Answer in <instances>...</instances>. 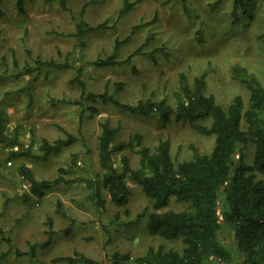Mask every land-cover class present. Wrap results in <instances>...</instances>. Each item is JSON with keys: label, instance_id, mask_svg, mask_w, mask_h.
<instances>
[{"label": "rangeland", "instance_id": "obj_1", "mask_svg": "<svg viewBox=\"0 0 264 264\" xmlns=\"http://www.w3.org/2000/svg\"><path fill=\"white\" fill-rule=\"evenodd\" d=\"M214 1L128 0L134 6L118 17L122 0H68V10L61 9L57 0L48 3L25 0L24 13L17 11L16 0H0V107L7 118V133L17 134L20 142L34 154L39 153L38 146L43 139L52 142L61 136L59 127L78 138L76 143L47 160H10L8 149L0 148V229L2 236L10 240L8 244L0 233V253L10 250L1 264H69L51 260L74 252L93 260L94 264H115L116 258V264H136L132 260H120L119 256L125 253L141 256L150 246L182 249L179 239L150 236L146 215L130 223L143 210L146 214L152 211L150 201L134 180L129 177L125 180L129 191L126 205L117 207L110 203L102 186L103 170L98 165L99 124L107 119L113 128H118L114 144L139 134L140 146L154 151L160 139H168L174 164L192 158L191 146L200 153H209L213 136L198 134L189 122L176 121L174 116L163 125L157 114H132L111 104L79 106L56 101L79 99L80 89L70 80L80 75L91 92L103 91L106 83L111 92L115 82L123 83V88L115 92V98L122 103L134 104L151 98L175 107L181 97L178 74L184 73L192 83L194 77L204 73L205 94L213 95L220 106L226 109L235 96H240L246 105L248 91L234 76L233 69L255 77L264 88V0H252L249 20L241 11L234 20L231 0H222L212 7ZM80 20L92 27L101 23L106 26L78 39L74 33ZM136 25L139 27L131 32ZM129 35V41L117 52V60L144 46L129 63L106 68L91 65L96 58L112 54L116 39L123 40ZM36 58L68 61L71 67L17 76L24 64L32 65ZM89 107H94L96 112ZM200 123L210 124L209 121ZM137 147L115 153L114 166L120 170V157L126 155L136 168ZM242 153L243 161L250 164L254 146L246 145ZM22 163L38 179H53L59 168L70 166L71 172L66 178L94 180V187L105 200V209L96 206L90 198L92 189L83 181L61 184L42 198L23 201L21 195L28 188L18 172ZM253 174L255 179L264 182V174L256 171ZM58 202L65 216L55 212ZM187 209V204L172 198L162 211ZM48 218L54 231L51 244L37 249L32 257H16L15 250L26 252L29 244L46 240ZM218 236L236 262L238 257L230 228L223 226ZM206 264L222 263L211 260Z\"/></svg>", "mask_w": 264, "mask_h": 264}, {"label": "trees", "instance_id": "obj_2", "mask_svg": "<svg viewBox=\"0 0 264 264\" xmlns=\"http://www.w3.org/2000/svg\"><path fill=\"white\" fill-rule=\"evenodd\" d=\"M24 1L16 0L15 7L19 13H24ZM52 0H45L50 2ZM185 0H181L184 3ZM222 0H215L212 7ZM231 13L234 20L238 19V11L248 20L252 18V0H231ZM63 10H68V0H57ZM134 6L128 0H122L118 17ZM0 15L2 11L0 10ZM106 26L105 23L88 26L80 20L74 36L82 38L87 32L97 31ZM139 25L133 26L134 32ZM130 35L123 40L116 39L112 54L104 58L98 57L91 65L106 68L129 63L131 58L141 53L144 46L136 48L123 60H117V52L122 44L129 41ZM14 61V60H13ZM15 63V61H14ZM68 61L41 60L36 58L32 65L24 64L17 76H30L43 70H63L70 68ZM81 70H78L80 74ZM234 76L248 91L247 104L240 96H235L225 109L220 106L213 95L205 94V74L187 81L184 73L178 74L181 97L175 107L164 100L154 101L151 98L139 100L134 104L122 103L115 98V92L123 88V83L115 82L114 90L109 91L106 83L103 91L91 92L86 88L80 75L70 80L80 89L79 99H58L56 102L83 106L84 104H111L123 111L149 116L157 114L163 125L170 122L174 116L176 121H187L192 129L200 135L213 136L214 143L209 153H200L191 146L193 156L174 164L170 154V141L160 139L151 151L146 146H140L141 136L135 134L126 142L114 144L118 128H113L109 120L100 122L98 135V165L103 170L102 186L106 190L110 203L121 207L128 202V187L126 178L134 180L150 201L152 211L138 213L132 223L146 215V228L150 236L164 240L179 239L182 243L180 251L172 248L164 250L162 246L148 247L145 254L131 257L121 254L120 260H132L136 264H206L217 260L222 264H264V182L255 179L254 171L264 174V88L253 76H248L243 70L233 69ZM54 103V102H53ZM96 112L94 107H89ZM209 121V126L200 122ZM244 125V127H243ZM7 118L0 107V148L8 149L10 160L21 158H36L47 160L52 155L59 154L64 148L78 141V138L64 128L59 127L61 136L52 142L43 139L38 146V154H34L29 146L18 139L17 134L9 135L6 131ZM248 144L254 146L252 162L243 161L242 148ZM138 146V147H137ZM139 157L138 166L133 168L126 155L120 157V170L113 163V155L126 149L133 150ZM241 148V150L239 149ZM238 154V158L235 156ZM75 157L73 155L72 164ZM19 175L28 188L21 195L23 201L31 197L42 198L49 190L61 184L83 181L92 189L90 198L96 206L104 210L105 200L99 190L94 187L92 179H68L71 167L59 168L53 179H38L30 167L22 163L18 167ZM188 205L185 211H162L171 199ZM55 212L65 216L61 203H57ZM47 238L41 243L29 244V250H15L16 257L21 255L34 256L37 249H44L51 244L54 231L52 220L46 221ZM230 228L238 260L233 261L232 252L219 240V232L223 226ZM68 231V230H67ZM1 237L8 244L0 229ZM10 250L0 253V264L7 258ZM53 263H87L95 262L79 252L71 256H58ZM117 263V258L114 260Z\"/></svg>", "mask_w": 264, "mask_h": 264}, {"label": "built area", "instance_id": "obj_3", "mask_svg": "<svg viewBox=\"0 0 264 264\" xmlns=\"http://www.w3.org/2000/svg\"><path fill=\"white\" fill-rule=\"evenodd\" d=\"M10 164V162H8Z\"/></svg>", "mask_w": 264, "mask_h": 264}]
</instances>
